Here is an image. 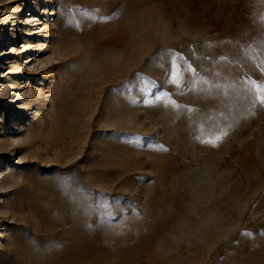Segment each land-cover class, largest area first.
<instances>
[{
    "label": "rangeland",
    "instance_id": "1",
    "mask_svg": "<svg viewBox=\"0 0 264 264\" xmlns=\"http://www.w3.org/2000/svg\"><path fill=\"white\" fill-rule=\"evenodd\" d=\"M252 81L264 0H0V264H264Z\"/></svg>",
    "mask_w": 264,
    "mask_h": 264
},
{
    "label": "snow or ice",
    "instance_id": "2",
    "mask_svg": "<svg viewBox=\"0 0 264 264\" xmlns=\"http://www.w3.org/2000/svg\"><path fill=\"white\" fill-rule=\"evenodd\" d=\"M254 85V90L256 92V98L259 103L264 106V81H252ZM98 197L97 206L100 209V215L104 218L111 217L113 215V208H120L122 211V206L118 200L113 199L111 203L106 195L96 194Z\"/></svg>",
    "mask_w": 264,
    "mask_h": 264
},
{
    "label": "bare ground",
    "instance_id": "3",
    "mask_svg": "<svg viewBox=\"0 0 264 264\" xmlns=\"http://www.w3.org/2000/svg\"><path fill=\"white\" fill-rule=\"evenodd\" d=\"M60 110H61L60 108L55 107L54 112L51 115V119L54 121L55 126L59 128L58 133H57L58 136L61 133L60 130L62 128V123H63L62 114H61ZM63 125H65V124H63ZM71 128H72V125H68L67 126V129H68L67 132L70 131Z\"/></svg>",
    "mask_w": 264,
    "mask_h": 264
}]
</instances>
